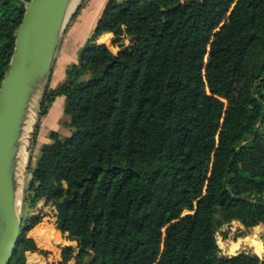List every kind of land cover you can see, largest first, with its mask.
Here are the masks:
<instances>
[{"label":"trees","instance_id":"1","mask_svg":"<svg viewBox=\"0 0 264 264\" xmlns=\"http://www.w3.org/2000/svg\"><path fill=\"white\" fill-rule=\"evenodd\" d=\"M27 1L0 0V86ZM105 31L117 52L97 42ZM58 95L73 132L52 131L30 166L11 264L49 255L29 235L38 205L75 190L62 231L79 252L64 246L58 264L90 248V264H264L217 237L264 223V0H110L41 117Z\"/></svg>","mask_w":264,"mask_h":264},{"label":"water","instance_id":"2","mask_svg":"<svg viewBox=\"0 0 264 264\" xmlns=\"http://www.w3.org/2000/svg\"><path fill=\"white\" fill-rule=\"evenodd\" d=\"M71 1L26 2L24 17L16 29L15 50L0 86V264H11L21 235L24 213L20 208L43 100L63 34L80 5L79 0L69 12ZM98 167L93 164L91 172ZM78 192L55 204L59 213L57 228L61 231L69 219V204ZM90 252L82 264L93 260L92 248Z\"/></svg>","mask_w":264,"mask_h":264},{"label":"rangeland","instance_id":"3","mask_svg":"<svg viewBox=\"0 0 264 264\" xmlns=\"http://www.w3.org/2000/svg\"><path fill=\"white\" fill-rule=\"evenodd\" d=\"M115 1H121V0H115ZM82 10H83V6H81L78 13L72 19L71 23L69 24L70 25L69 29H72L74 27L79 16L82 13ZM129 44H130V40L129 39L125 40V46H129ZM69 45L70 42L68 41V37L66 36V38L61 43L60 47H66ZM111 49L114 52H117L119 50V47H114ZM76 54L78 55V57L77 59L74 58V60H72L73 61L72 63L80 62V57H79L80 49H78ZM72 63L69 62L66 65H64L65 63L63 62V60H60V57L56 60L54 66L55 72L53 77V82H56L55 86L60 85L65 80L66 68ZM59 71L64 73V77L55 81V75H57V73L59 74ZM65 103H66L65 95H58L50 105L48 112L40 118L39 128L32 150L31 163H30L31 168L38 166V162L42 154V147L45 143L51 141V138L49 136L52 131H58L61 137H66L72 134L73 129L69 126L71 117L65 112ZM86 152H90V151L86 150ZM29 173H30V167L28 170V177H29ZM20 209H21V213L23 214L25 212V205L23 203H21ZM37 210H41L43 213L46 214L45 218L53 222V230L56 233V235L53 239V243L51 244V248H50L51 250H48L50 251L49 255L47 257L45 256L47 260L49 258V263L53 264L55 263V258L57 262L61 259L62 248L64 246L70 245L72 241H70V239H67L66 237L69 234V231L64 233L63 231L57 228V223L59 221V213L55 205L49 203L44 204L43 201H41L38 205ZM71 225H72V229L80 228L78 222L73 221ZM41 228H42V235L44 237L43 239L49 238L51 226H49L46 222L39 226V230H41ZM224 231H227L228 233L227 237L223 236ZM250 235H254L257 238L260 237L259 239H261L262 243H264V223H260L252 228H246L241 222L234 221L224 226V228L220 229L217 235L218 243L221 248V253L225 255H234L241 252H248V253H256L260 257L264 258V252L260 251L255 246L249 245L248 240L246 239ZM73 242L75 243L73 247L76 248L75 249V254H76L77 252H79V248L77 247L78 242L76 240H73ZM237 243L239 245L238 247L235 248L234 245ZM29 253L30 252H27V255ZM74 262H75V258H73L70 263L73 264Z\"/></svg>","mask_w":264,"mask_h":264},{"label":"crops","instance_id":"4","mask_svg":"<svg viewBox=\"0 0 264 264\" xmlns=\"http://www.w3.org/2000/svg\"><path fill=\"white\" fill-rule=\"evenodd\" d=\"M109 1L110 0H80V3L83 2L82 13L79 16L76 24L74 25V27L72 29H69V26H70L69 24L72 21V20H70V22H69V24H68V26H67L64 34H63L62 40H61V43H62L63 40L67 36L68 41L70 42V45L66 46V47H60V45H61V43H60L58 50H57V53H56V56H55V62L53 65L51 78H50L51 84L53 86H55V84H56V82H53V77H54V72H55L54 66H55L56 60L60 57V60H63V62L65 63L64 65H66L69 62L72 63L73 62L72 60H74V58L77 59L78 55L76 54V52L78 51V49L82 48V46L87 42V40L93 34L95 28L97 27L99 19H100L101 15L103 14L105 7ZM104 36H107V39H109L110 44H108L106 41L103 40ZM113 37H114L113 32L105 31L97 39V42L98 43H105L106 45L111 47V46H113V43H112ZM62 77H64V73L59 71V74L57 73V75H55V81L59 80ZM43 203L45 204L44 201H43ZM49 204H51V203H49ZM46 222L49 226H51L49 238H45L42 240L37 239V237L33 234L34 229L37 228L39 225L44 224ZM35 228L29 232V235L33 236L36 239L40 248L51 250L50 249L51 244L53 243V239L56 235V233L53 230V222L49 221L48 219H46L44 217L43 221L41 223H39ZM70 241H72V240H70ZM74 244L75 243L73 241L70 243L71 246H74ZM31 255H35L36 260H38V261L31 263V258H30ZM46 257L42 254L37 253V252H34V253L30 252L27 255V264H37V262L39 264L40 263L41 264H50L49 258L47 260ZM53 264H58L56 258H55V263H53Z\"/></svg>","mask_w":264,"mask_h":264},{"label":"bare ground","instance_id":"5","mask_svg":"<svg viewBox=\"0 0 264 264\" xmlns=\"http://www.w3.org/2000/svg\"><path fill=\"white\" fill-rule=\"evenodd\" d=\"M78 2H79V0H72L71 1L70 11L69 12H72L73 11V9L75 8V6H76V4ZM42 238H44L43 235H42ZM246 240H248L249 245L255 246L257 249H259L261 251V240L259 238H257L254 235H250L249 237H247ZM238 245L239 244L237 243V244L234 245V247L236 248V247H238ZM37 264H39V263L37 262Z\"/></svg>","mask_w":264,"mask_h":264}]
</instances>
